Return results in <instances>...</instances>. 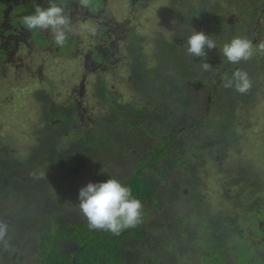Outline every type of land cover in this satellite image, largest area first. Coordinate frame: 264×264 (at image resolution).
<instances>
[{"label":"rangeland","instance_id":"374dc122","mask_svg":"<svg viewBox=\"0 0 264 264\" xmlns=\"http://www.w3.org/2000/svg\"><path fill=\"white\" fill-rule=\"evenodd\" d=\"M72 1L76 4V0ZM182 2L187 3V5L182 4ZM198 2L199 0H175L174 2L171 0H147L144 12H130L127 8L123 12H115L116 18L122 20L125 27L132 26L135 34L142 40L143 58L147 69H151L158 61L159 44L162 46L161 52L167 55H170L171 51H166V47L179 46V50L184 52L186 38L191 34L192 29L203 31L205 35L211 36L217 44V47L213 50L220 53L222 59L224 57L220 52V48L225 42L233 38L228 36L235 30L237 24L242 27L238 36L247 35L250 40L264 41V9L261 10V0H205L207 6L215 8H204L190 19L187 17L188 9L189 7L198 6ZM247 2L255 4V8H246ZM105 4L103 15L107 16L110 14L109 0H105ZM116 4L117 1L114 0V5ZM121 7L123 6L121 5ZM200 8L203 7H196V9ZM238 9L244 11L240 20L238 19ZM255 10L263 12L258 17L260 19L253 17L246 21L247 11L254 14ZM187 21H191V25ZM72 22L73 33L70 34L75 36L80 31V23ZM85 22L89 23L88 20ZM89 35V33L82 31L84 61H80L75 54L68 57L66 55H55L49 51L47 55L50 58H42L38 50L26 57L20 48L21 50H17L13 56V69L5 67V70H3L7 74L0 78V136L6 138L7 142L9 140L14 142L11 145L15 155H28L31 139L35 137L36 130L43 125L44 116L50 111L45 101L46 95H49L51 102L55 104V112H70L73 108L71 100L77 101L75 88L83 83V97L80 105L88 106V112L94 118L106 116L110 108L100 107L98 110L93 107L94 99L92 95H89L93 82L101 77L106 87L113 92L117 103L125 104L127 100L133 101L137 106H139V103H143V99L133 89L129 88L126 80L130 75L132 76L128 64H131V60H135L134 52H129V54L122 47H118L116 51L121 52L122 60H118L116 64H110L108 67L95 69L93 65L87 63L90 55L86 41ZM185 57L186 68L181 69L182 66L172 63L173 68L163 70V76H166L169 81L175 80L177 82L181 81L184 74H186L185 72H188L191 78L196 77L199 70L198 63H193V57L186 55ZM217 62L213 71L210 73L203 71L197 83H194V93H191L193 98L206 96L207 89L204 88V83L208 78L204 81L203 76L205 74L206 77L211 79V83L216 79L224 78V75L220 74L221 70H225V68L221 69L223 62L220 60H217ZM213 64L214 62L211 61V66ZM240 65H243V68L251 73L249 77L252 80V88L251 91L245 94V99L237 103L234 110L236 120L231 129L234 132L235 130L238 132L244 130L243 137L242 139H240L241 137L238 139L231 137L228 140L227 157L219 163V167L223 171L221 174L217 170L218 166L211 162L202 166L199 171L204 183L202 195L206 198L203 214L208 221L232 214L235 203L234 200L229 199V196L235 193L236 187L231 186L230 182L239 179V175L245 179L253 174L260 179L262 190L257 191L256 194L263 199L262 205L264 207V55L254 57L244 63L242 61ZM257 69L263 70L258 72ZM180 89L184 91L182 87ZM36 92H39L37 95L40 94L38 97H36ZM188 93H190L189 89ZM191 94L188 95V98ZM222 97L221 102L225 99L224 95ZM199 115L201 113L197 112L194 117ZM149 121L151 120L147 119V122ZM216 121L217 127H220L221 119L217 117ZM96 127L94 121L89 125H83L81 130L82 139L86 138L88 133ZM202 127L198 129L201 131ZM103 129L111 130L109 126H104ZM165 131V127L158 128L159 133ZM208 131L211 136L214 135V129ZM9 136L11 137L9 138ZM157 140L158 136H152L148 141L154 143ZM212 154L214 155L215 151H212ZM110 158L111 154L104 150L100 154L93 155L90 159V165L107 166ZM192 160L196 162L197 157H193ZM243 167L249 171L248 174H246ZM83 168L82 178L84 183L91 182V171L88 169L85 172L86 166H83ZM226 168L229 169L224 170ZM122 172L126 173V170H122V167H120L119 174ZM145 172L148 174V170ZM231 173L233 174L227 179V175ZM174 178L181 179L180 171L174 172ZM219 184L224 190H221ZM65 190L74 196L73 191ZM177 195L178 190L173 197H177ZM206 202L208 203L206 204ZM60 204L63 207H59V210L65 211L66 215L70 216L77 213L80 218L84 217L78 206L76 209L69 202ZM164 207L167 209L165 217L170 219V225L155 226L153 224V220L162 217L161 214H154L153 219L148 217L143 225V239L146 245L144 248L156 257L155 260H146V262L143 259L145 255L144 248L139 244L131 246L130 260H133L135 256L136 259L138 257L139 261H145L146 264H213L212 259L216 257L215 254H218L217 264L244 263L242 252L238 251L237 253V249L232 250L235 247V244H233L234 237H228L225 244L221 245L213 244L212 240L211 242L204 240L203 237L208 236L211 232L215 236H222L224 229L213 226L212 230H209L202 219L194 215L188 203L182 204L180 207L183 211L179 212L178 205L169 198ZM236 210L242 211V207L240 206ZM175 217H178V219L175 220ZM251 221L249 215L244 221V227L249 236L253 235L255 230V226L250 223ZM26 232L32 234L33 228L26 230ZM10 234L8 232V235ZM180 234L191 238L178 240L177 237ZM3 247L1 245V248ZM10 249V252L7 253L8 256H4L0 251V264L7 258L10 259L11 264L32 263L36 259V254L31 250L30 244H18L11 246ZM261 262L259 256L251 260V264H260Z\"/></svg>","mask_w":264,"mask_h":264},{"label":"flooded vegetation","instance_id":"af4514ba","mask_svg":"<svg viewBox=\"0 0 264 264\" xmlns=\"http://www.w3.org/2000/svg\"><path fill=\"white\" fill-rule=\"evenodd\" d=\"M116 1L117 4L114 5V0H109L110 14L104 16L103 12L106 5L105 0H93L92 7L89 9L80 8L77 2L75 4L72 0H62L63 4L66 6V13L70 14L72 21H74L75 23H81L88 20L91 25H94L96 27V34H90L86 41V43H88V51L90 55L87 61L89 65H93L95 69L99 70L101 68L108 67L110 64H116L118 60H122L121 52L116 51V48L118 47H122L123 49L128 51V53L134 52L135 60H131V64H128V69L131 71L132 76L130 75L128 78H126V80L129 88L133 89V91L143 99V103H139V106L135 105L131 100H127L125 104L117 103L115 101L113 92L106 87L105 83L103 82V78L99 77L95 82H93L92 90L89 94L92 95V98L94 99L92 106L97 108L98 110L100 107H109L110 109L106 116H99L94 118L89 114L88 106L80 105L81 98L83 97L84 87V84L82 83L75 88V96L77 101H75L74 99L71 100L73 108L70 112L49 111L44 116L43 125L36 130L35 137L31 139V145L28 149V154H31L32 152L39 149V134L61 133L60 145H56L51 149V155L37 154L34 157L33 162L37 163L42 169L51 166L52 175L61 172V169L63 168L69 170L72 174H74L76 189L75 191H73L74 196L70 195L69 197L71 200L75 197L77 206L79 207L78 192L79 189L85 186L87 183H84V180L82 178L84 172L83 168H80V166H76L75 163H73L79 162V158H81V152L77 151L76 148L71 149V140L72 138H76L78 141L82 140V126L89 125L93 121L96 123L97 127L93 131H90V133H92L94 137L102 135L104 126H109L111 131L119 130L122 127V125L119 123L120 119L113 113L122 105H126V113L124 116V139L125 141H129L126 149H124L121 153H117L116 157L110 158L109 162H111L113 166L106 167L105 165L96 164L93 166L87 164L85 172H87L88 169L91 171L90 177L92 178L91 182L93 183L104 181L108 178H115L122 184L129 186L132 190V194L136 198L141 200L143 204L142 211H147L149 219H153L154 214L162 215L160 219L153 220V224L155 226H168L171 222L170 219L165 217L167 209L164 207L168 198L165 199L163 197L164 193L161 194L160 192H158V194L151 198V201L149 203H146L145 207L143 187L145 184V180L149 181L152 178H156L159 182H161L162 180L163 175L154 170V168L157 167L154 166V163L152 161L153 155L156 153V148H159L161 145L167 144L169 140L173 139V130L176 129L175 136L177 137L185 136L188 132L187 129L182 130V127L180 125L181 122L178 120V115L186 113L185 115L187 120L182 124L185 127L190 126L192 127L191 129H193V127H196V125L192 123H200L201 121H191L190 117L193 116L194 113H197L199 110H196L192 107L185 108L184 104L175 95V92H170L165 95L159 94L157 92L158 87L161 84H163L166 88L171 86L168 78L166 76H163V70L173 68L172 63L176 64L177 66H182L180 67L181 69L186 68V57L184 52L179 50V46H173L171 48L166 47V51H171L170 55H167L161 52L162 46H160L159 44L158 61L151 69H147L145 66L146 62L143 58L142 40L135 34V30L132 26L129 25L128 27H125L123 21L116 18L115 12H123L126 8L130 12H144L147 0ZM171 1L174 2L175 0ZM56 2L60 3L61 0H56ZM48 3L49 0H0V78L7 74L6 72H3V70H5V67L13 69V56L15 55L17 50L21 49L26 57H28L30 53L38 50L40 51L42 58H50V56L47 55L49 51L55 55H66L68 57L75 54L80 61H84L82 30L77 32L75 36H72L69 33L67 45L65 47H59L54 44L53 38L49 32L27 30L21 24V20L24 15L31 14L37 5L46 7L48 6ZM261 3V10H263L264 0H261ZM121 5L123 7H121ZM199 6L203 8L206 7L207 4L205 3V0H199L197 7ZM245 6L246 8H253V4L250 2H247V5ZM237 13L239 15L238 19L240 20V18H242V15L244 14V11L242 9H238ZM261 13L263 12H258L257 10H255L254 14L247 11L245 20L247 21L249 19H252L253 17L255 19H260L258 17ZM128 20H130V18H128ZM251 41L254 45L260 42V40ZM212 50L213 49H211V51ZM205 51L206 53H209L206 55V57H193V63L197 62L199 65L197 76L191 78V76L186 77V74H184V78H182L180 82H177L179 88L182 87L184 90L181 91L180 89V92L183 96H185L184 100L186 102L188 95L194 93V83H197L200 75L203 73L201 64L205 60L208 61L207 63L211 65L210 50L206 48ZM260 56L261 55H255L254 57ZM225 62L228 63L227 61ZM217 63V61H214L212 68L206 73H210L211 71H213V68L217 65ZM224 68L226 70L225 64H223V67L221 69ZM233 68H235L234 70H236V68L242 69L249 75L251 74L247 69L243 68V65L240 67L235 66ZM225 70H221L220 74H223ZM257 70L259 72L263 69ZM203 77L204 81H206V79L208 78V80L204 83V88L208 90L207 96L203 97L205 99V108H207V103L210 102V98L215 95L214 92L216 90H218L217 94H230L229 89L223 86L224 78H219L216 79V81H213V83L215 82V87L214 90L211 91V79L209 77H206V74ZM100 81L104 83L105 94L100 93V87L98 83ZM184 85H186V87L190 90V93H188V89ZM38 93L39 92H36L35 94L37 95ZM192 94L190 95L189 99L193 102L200 103V100L202 98L195 99L192 97ZM39 95H37L36 97H38ZM49 101L51 102V99ZM147 119H150L151 121L147 122ZM173 119H175V125L171 124ZM159 127H165L166 131L164 133H159ZM152 136H158L157 142L150 143L148 141ZM10 137L11 136H9V138ZM0 148L7 154H9L10 157L16 158L12 147L1 144ZM146 155L148 160L146 159ZM68 157H71L73 162H63V160L67 159ZM223 158L226 157H221L219 155L215 156V162H213L216 166H218L217 170L220 174L223 171L222 169H220L219 163ZM147 161L149 165L148 174H146V172L144 174H141L139 180L132 179V174L136 171L137 165H144V170L146 171ZM137 162H139L140 164L135 165ZM120 166L122 167V170H126V173L122 172L120 174H116L117 176H119L118 178L105 174V172L107 171L106 168H111L114 171H119ZM177 169L178 168H170L165 177L168 178L171 182L164 184V187L162 185L160 190L162 192V188H172V186H176L175 190H178L177 197L170 196L169 198L173 203L178 205L179 212L183 211L180 206L184 203H188V205L192 208L194 215L200 217L202 219V222L205 223L206 227L209 230H212L213 226H215L216 228L221 227L224 229L222 236H215L214 233L211 232L208 236L203 237L204 240L208 242H211L212 240L213 244L221 245L225 244V240L228 237H234L233 244L237 245L239 241L237 240L236 232L238 230H243L245 239L251 241V243L249 244H251V249L254 254L256 256L263 257L264 247L262 246L264 245V207L263 205L257 206L255 204V199L258 197L261 198L260 195L256 194V192L259 191L260 188L262 190V185L259 184L260 179L258 177L256 178V176H254L253 174L245 179L244 177H241L239 175L237 186H233L236 187L235 193L229 196V199L234 200L235 203V208L232 211V214L228 216L218 217L216 220L208 221L203 214L204 201L201 200L196 205L191 204V199L193 196L189 193L186 180L183 178L178 180L174 178V172L177 171ZM227 169L229 168H226L224 170ZM21 174L23 173H18L14 170L13 172H8L5 174L0 173V216H2L4 212L7 215H11V212L15 213L16 202L14 200V193L12 194L10 190L13 184L9 180H13L19 175L21 176ZM130 179L131 184L129 185ZM220 188L221 190H224L221 185ZM207 203L208 202H206V204ZM240 206L242 207V211L236 210V208L238 209ZM197 213H201L202 215H197ZM248 215L252 219V221L250 222L251 225L255 226L254 233L251 236L247 235L244 227V221ZM4 219L7 224L10 225L12 232L13 221L8 217H5ZM177 219L178 217H175V220ZM262 225L263 227L259 228ZM216 240H218V242H216Z\"/></svg>","mask_w":264,"mask_h":264},{"label":"trees","instance_id":"16d2710c","mask_svg":"<svg viewBox=\"0 0 264 264\" xmlns=\"http://www.w3.org/2000/svg\"><path fill=\"white\" fill-rule=\"evenodd\" d=\"M182 4L187 5L185 2H182ZM196 7L197 6L189 7L187 17L191 19L192 16L204 8H215L206 6L204 8L196 9ZM253 7L255 8V4H253ZM187 23L191 25V21H187ZM236 26L235 30L228 37L238 36L239 30L242 27L238 24ZM242 37L250 39L247 35H243ZM210 53L211 61L214 62L220 60L225 64L226 70L221 74L224 75V77L231 78L235 69L233 67L242 66L240 65L241 62L233 65L228 62L225 57L222 59L220 53L215 50H210ZM185 73L186 77H189L188 72ZM169 82L171 84L170 87L166 88L161 84L159 85L157 92L162 95L175 92V95L184 104L185 108L192 107L199 110L198 112L201 113L199 116H191V121L201 122L192 123L196 125L193 129H191L192 127L190 126L185 127L182 123L187 120L186 113L179 114L180 116L178 115V120L181 122L180 125L182 130L187 129V134L185 136L177 137L175 136V129L173 130V139L169 140L167 144L156 148V153L153 155L152 159L154 166L157 167L154 168V170L158 171L163 177L161 182L156 178H152L149 181L145 180L143 187L145 207L146 203H149L151 198L158 194V192L161 194L164 193L163 197L165 199L174 196L176 186H172V188H162V192L160 190L162 185L164 187V184L171 182L165 177L170 168H178L177 171H180V177L186 180L189 193L193 196L191 204L196 205L201 200L205 201L206 198L202 195L204 183L200 177V168L206 163L215 162V156L219 155L221 157H227V149L229 148L228 140L231 137L233 139H238L239 137L242 139L243 137L244 130H241L240 132L235 130V133L231 127L236 120V115L234 114L235 107L240 100L245 99V94H238L234 89H229L230 94H217L218 90H216L214 92L215 95L210 98V102L207 103V108H205L204 98L200 100V103L193 102L189 98H187L186 102L184 100L185 96L180 92L177 81L170 80ZM98 83L100 93L105 94L104 83L101 81ZM214 87L215 82L210 85L211 91L214 90ZM223 95L225 99L221 102ZM49 100V95H46L45 101L47 106L50 111L55 112V104L51 103ZM125 113L126 105H122L113 113L120 119L119 123L122 125L117 131L103 130L102 135L98 137H94V135L89 132L86 138L80 141L76 138H72L71 149L76 148L77 151L81 152V158H79V162H73L72 158L68 157L67 159H64L63 162H73L76 166L83 168V166L90 164V159L96 153L100 154L105 150L107 153L111 154V157H116L117 153L123 152L129 143L128 140L125 141L124 139ZM217 117L222 121L220 127H217L216 125ZM171 124L175 125V122L172 121ZM200 127H202L201 131L198 129ZM210 129L215 130L213 136H211L208 131ZM38 139L39 149L28 154L27 157L26 155L21 154L20 156L15 155L16 158H12L0 148V173L5 174L13 172V170L18 173H23L21 174L22 177L19 175L17 178L9 180L13 184L10 190L12 194L14 193L16 204L15 213L11 212V215H7L4 212L2 216H0V220L5 221L4 218L8 217L13 221L12 232L10 225L8 228V232H11V234L6 237L8 242L7 246L0 244L1 254L8 256L7 253L10 252L11 246L30 244L31 250L36 254V259L32 263L26 264H146V260L154 261L156 257L152 256L149 250L144 248L146 245L143 239V225L148 219L147 211H142V222L137 227L126 229L117 236L108 231L90 230L85 217L80 218L77 213L68 216L65 214V211L62 212L59 210V207H63L60 204L62 202H69V204L74 205L77 209L75 197L71 200L69 197L71 194L65 190L69 189L75 191V175L65 168L61 169V172L52 175L51 166L42 169L37 163L33 162V159L37 154L51 155V149L56 145H60L61 133H41L39 134ZM11 143L14 142H11L10 140L7 142L6 138L0 136V145L3 144L12 147ZM212 151H215L214 155L212 154ZM193 157H197L196 162L192 160ZM146 159L148 160L147 155ZM137 164L140 163L137 162L135 165ZM107 166L111 167L113 165L108 161ZM243 168L246 171V174H248L249 171L245 167ZM106 169L107 171L105 174L116 178L119 177L116 175L119 174L118 170L114 171L111 168ZM148 169L149 165L147 161L146 170ZM38 170L46 171V179L36 180L29 175L30 172ZM144 173V165H137V169L132 174L131 178L139 180L140 175ZM232 174L233 173L227 175V179ZM237 183L238 179H234L230 182V185L237 186ZM130 184L131 179L129 185ZM259 184L261 185V182H259ZM262 201V198H256L255 204L261 206ZM197 215L202 214L197 213ZM262 227L263 225L259 228ZM31 228H33V233H27L26 230ZM236 236L239 243L235 245L232 250L235 251V249H237V253L238 251L242 252L244 256L243 264H251L252 258H257L251 249V244H249L251 241L245 239L243 230H238ZM190 238V236L185 237L183 234H180L177 237L178 240ZM216 242H218V240H216ZM133 244H139L144 248L145 255L143 256V259H145L146 262L139 261L138 257L137 260L135 256L133 257V260H130L131 246ZM1 245L4 247L1 248ZM262 247H264V245ZM215 256L216 257L212 259L213 262L211 261L213 264H217L219 260L218 254H215ZM260 260L262 261L260 264H264V256L260 257ZM2 264H11L10 259H4Z\"/></svg>","mask_w":264,"mask_h":264},{"label":"clouds","instance_id":"9594fccd","mask_svg":"<svg viewBox=\"0 0 264 264\" xmlns=\"http://www.w3.org/2000/svg\"><path fill=\"white\" fill-rule=\"evenodd\" d=\"M82 9L92 7L93 0H76ZM62 0H49L48 6L37 5L31 14L24 15L21 24L27 30L49 32L56 46L65 47L69 33H73L72 18L66 13ZM80 30L91 35L96 34V27L86 22L79 24ZM216 42L203 31L192 29L185 41L184 54L189 57H206L205 49L216 48ZM220 52L228 62L235 65L241 61L247 62L255 55H264V41L254 45L247 37L234 36L225 42ZM203 71H209L212 66L205 60L201 64ZM225 88L234 89L240 94L248 93L252 88L249 74L242 70L233 71L231 78L224 77ZM29 175L36 180L46 179V171L38 170ZM79 210L86 218L90 230L108 231L120 235L126 229L135 228L142 222L143 204L132 194L129 186L115 178L100 182H88L78 192ZM9 225L0 220V244L7 246Z\"/></svg>","mask_w":264,"mask_h":264}]
</instances>
